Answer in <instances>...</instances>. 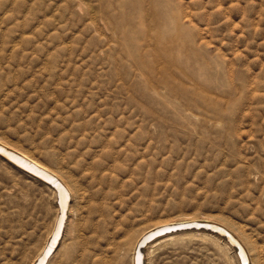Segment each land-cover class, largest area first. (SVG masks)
<instances>
[{"label":"rangeland","instance_id":"rangeland-1","mask_svg":"<svg viewBox=\"0 0 264 264\" xmlns=\"http://www.w3.org/2000/svg\"><path fill=\"white\" fill-rule=\"evenodd\" d=\"M0 137L74 187L51 264H131L141 231L185 217L264 264V0H0ZM54 217L0 159V264H28ZM221 252L181 238L148 264H237Z\"/></svg>","mask_w":264,"mask_h":264},{"label":"bare ground","instance_id":"bare-ground-1","mask_svg":"<svg viewBox=\"0 0 264 264\" xmlns=\"http://www.w3.org/2000/svg\"><path fill=\"white\" fill-rule=\"evenodd\" d=\"M0 146L21 157H16L12 154L0 150V154L4 156L2 157L0 155V159L3 162L8 164L16 171H19L20 173L27 175L38 183L42 184L53 195L55 205V217L53 220V225L48 235L46 236L43 246L28 263L51 264L53 258L55 257L63 243V236L66 225L69 223L68 217L69 214L72 213L71 201L74 195V187L69 179L65 177L61 172L48 167L37 158H35L32 154L11 144L10 142H7L1 137ZM194 222L206 223L205 225H216L225 230L230 236H221L225 231L223 232L222 230L216 229L213 226L211 227V230H215L218 233L211 232L209 230L198 229L199 225ZM171 225H180L187 229L178 230L176 232L166 234L153 240V238L157 234L152 233L154 230L160 227ZM191 226H195V228H191ZM233 226L219 219H197L195 217L158 221L141 231L134 242L130 263L136 264V258L139 255L138 252H140L141 254V264H148V260L151 254L158 246L176 239L195 238L212 243L213 245H215V247H218V249L221 250L226 256L228 254L233 255L237 264H257L258 261L256 255L254 254V249L251 247L252 245H250V243L247 241L245 235H243L238 229ZM139 244L143 246L141 250L137 249Z\"/></svg>","mask_w":264,"mask_h":264},{"label":"water","instance_id":"water-1","mask_svg":"<svg viewBox=\"0 0 264 264\" xmlns=\"http://www.w3.org/2000/svg\"><path fill=\"white\" fill-rule=\"evenodd\" d=\"M0 150H2V151H4V152H6V153H9V154H12V155H14V156H16V157H20V156H18L17 154H14L13 152H10L9 150H6L5 148H3V147H1L0 146ZM1 155V154H0ZM2 156V155H1ZM2 157H4V156H2ZM21 158V157H20ZM194 223H196V224H198L199 225V227H198V229H204V230H209V231H211V232H217V231H215V230H211V227L213 226V227H215L216 229H219V230H222L223 232L225 231V230H223V229H221L220 227H218V226H216V225H213V224H207V225H205L206 223H197V222H194ZM191 224V223H190ZM182 226H180V225H171V226H164V227H160V228H158V229H156V230H154L152 233H157L156 234V236L153 238V240L154 239H156V238H158V237H161V236H164V235H166V234H170V233H173V232H176V231H178V230H183V229H187V228H184V227H182ZM191 228H195V226H191ZM218 233V232H217ZM221 235V234H220ZM227 235H229V234H227V232L225 231L221 236H223V237H226ZM230 236V235H229ZM152 241V240H151ZM149 243V242H148ZM143 248V246L142 245H140L139 244V246L137 247V249L138 250H141ZM138 256H137V258H136V264H141V259H140V252H138ZM43 257H44V255H43ZM42 257V258H43ZM41 258V259H42Z\"/></svg>","mask_w":264,"mask_h":264}]
</instances>
